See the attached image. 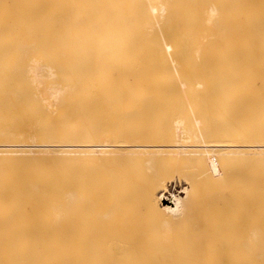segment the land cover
<instances>
[{"label": "bare ground", "instance_id": "6f19581e", "mask_svg": "<svg viewBox=\"0 0 264 264\" xmlns=\"http://www.w3.org/2000/svg\"><path fill=\"white\" fill-rule=\"evenodd\" d=\"M12 2L0 57L65 71L0 75V264H264V0ZM192 163L227 184L200 195L173 169ZM196 216L235 220L239 247Z\"/></svg>", "mask_w": 264, "mask_h": 264}, {"label": "rangeland", "instance_id": "374dc122", "mask_svg": "<svg viewBox=\"0 0 264 264\" xmlns=\"http://www.w3.org/2000/svg\"><path fill=\"white\" fill-rule=\"evenodd\" d=\"M2 1L6 2V0H2ZM7 1H8V3H10V5L13 3L12 0H7ZM62 8H63V7H62ZM64 9H68V8H67V7H66V8L64 7ZM22 10H23V9H22ZM18 12H19V11H18ZM67 13H68V11H67ZM17 57H19V58H15V57H4V58H3V57H0V60H1V58H3V61H4V62H7V64H6V63H2V64H1V61H0V64H1L2 66L5 64V66H3V70H4V68H6L7 66L9 67V70H8V68H6L5 72H2V71H1L2 69H0V71H1L0 75H1L2 73L5 74V77L8 78L9 82H10L11 80H15V79H18V80H19V79H20V80H21L23 83H25V84L29 83L30 78H31V75L28 74V73H31V72H28V69H27V68H30V67H31V70H33V68L35 67V65H36L37 62H40V64H41V67H40V64H38V67L41 68V69H43L45 72H48L49 70H53V69H55L54 71H56L57 73H59V72L61 73V71H62V73H63V71H65L63 68H62L63 70L58 69V68L63 67V66L65 65V63H64L65 60H64V59H60V60H63V61L60 62V60H58V59L55 60V59H52V58H51V60H50V59H49L50 57H48V59H47V57H45V58L42 57V59H43L42 62H43V63H41V60H42V59L39 58V57H37V58L35 57V59H34V58H31V57H25V56H17ZM38 58H39L40 60H39ZM10 59H11V60L13 59V61H11ZM17 59H18V60H17ZM20 59H21V60H20ZM28 59H29V60H28ZM32 59H33V60H32ZM8 60H10V61H8ZM23 60H24V62H23ZM34 60H36L37 62L35 61V63H34ZM48 60H49V61H48ZM53 60H55V61L58 60V61L54 63ZM3 61H2V62H3ZM15 61L17 62V64H18V62L20 61V63H19L20 65H19V64L17 65ZM51 61H52V62H51ZM183 61H184V60H183ZM243 61L247 62L246 60H240V61H237V62H241V63H242ZM262 61L264 62V60H262ZM262 61H260V60H258V61L254 60V63H260V62L262 63ZM14 62H15L16 65H15V64H12V66L15 65V67L12 68L11 63H14ZM29 62H31V63L33 62V63H32L33 66H32L31 63H29ZM62 62H63V64H62ZM66 62H69V61H66ZM78 62H79V61H78ZM89 62L94 63L95 61H89ZM197 62H199V61H197ZM203 62H204V63H205V62H207V63L210 62V63H211V62H215V61H212V60H211V61H210V60L207 61V60H205V61H203ZM219 62H220V61H219ZM248 62H253V61L251 60V61H248ZM9 63H10V64H9ZM21 63H22V64H21ZM25 63H26V64H25ZM52 63H53L54 65H53ZM57 63L62 64L63 66H62V65H59V66H58V65H56ZM24 64H25V65H24ZM29 64H30V66H29ZM46 64H48V69L46 68L47 70L44 69V68L42 67V65L45 66V67H47ZM1 65H0V66H1ZM6 65H7V66H6ZM16 66H17V67H16ZM18 66H20V67H19L20 69L17 70ZM22 66H23V67H22ZM27 66H29V67H27ZM57 66H58V68H57ZM25 67H27V68H25ZM0 68H2V67H0ZM10 68H11V70H10ZM21 68H22V70H21ZM23 68H24V69H23ZM14 69H16V71H15ZM26 69H27V73H26ZM31 70H30V71H31ZM19 71H20V72H19ZM22 71H23V72H22ZM258 71H259V70H258ZM7 72H8L10 75H9ZM11 72H12V74H11ZM259 72H260V71H259ZM3 74H2V77L4 78V75H3ZM261 74L263 75V73H261ZM261 74H260V77L262 76ZM6 75H7V76H6ZM2 77H0L1 80H3ZM243 77H244V80L247 78V77H245V76H243ZM243 77H242V78H243ZM260 77H258V76L255 77V78L253 77V81H252V83H251L252 86H254V89L256 88V90H260L259 87H261V88L264 89L263 83L261 82L262 79H259ZM240 78H241V77H240ZM5 79H6V78H5ZM259 80H260L261 83L259 82ZM245 82L247 83V80H245ZM215 84H218V83H215ZM244 84H245V83H244ZM255 84H257V86H256ZM261 84H262V86H261ZM214 86H215V85H214ZM242 86H243V85H242ZM247 86H248V85H247ZM250 87H251V85H250L248 88H250ZM257 87H258V88H257ZM244 88H245V89H248L247 87H244ZM251 88H252V87H251ZM263 91H264V90L261 89L259 93H261V92L263 93ZM259 93H258V95H259ZM262 93H261V94H262ZM258 95H257V96H258ZM257 96H256V95H255V96H252V95H251V97H257ZM261 96L264 97V93H263ZM261 96H258V97H261ZM0 142H1V141H0ZM5 143H6V142H5ZM0 144H1V145H0V146H1V147H0V150L2 149L1 151H6L7 149H9V148L11 147V144H10V143H8V144H10V145H7V143H6V145H5L4 142H1ZM2 144H4L6 147H5L4 145H2ZM31 144H32V143H31ZM9 146H10V147H9ZM27 146H28V147H27ZM19 148H20V149H19ZM29 148H30V149L32 148V147H29V143H28V144L26 143L24 146H21L20 144H17V147H16V149H18V150H22V151H28ZM33 149H36V148H33ZM17 164H18V163H17ZM0 165H1V162H0ZM12 165H13V164H12ZM14 165H16V164H14ZM140 165L142 166V167L139 166L141 169H146V168H144V166H143L142 164H140ZM134 166H136V165H133V167H131V168L134 169V168H135ZM193 166H194V167H193ZM197 166H198V167H197ZM200 166H201V165H199V164H197V163H192V164H190L189 166L186 167L187 169H185L184 167H178V168L175 167V168H173V169H174V171L176 170V173H181L180 171H182V172H183V171H188V173H191V174L193 173V174H192L193 176L199 178L198 181H197V183H198V189L200 188V190H199V192H198L200 195L205 194V193H208V192L211 190V187H212L214 184L212 183L213 181H211L210 179H212V180L214 179L215 182L218 180V182H220V184H219L218 186H221V187H222V186L224 187V186L227 184L226 180H227L228 177H226L225 174L228 173V172L230 173L231 171H228V172L224 173L225 176L223 175V173H222L221 171H220V172L222 173V175H221V173L218 171L217 174L220 173V174H218V175H220V177L222 176L221 178H220L219 176L217 177L216 172H214V173H215L214 176H216V177H217V178H216V177H214V176L212 175V171L207 170V172L205 173L206 170H205L204 166H201V167H200ZM115 167H118V166H115ZM139 167H137V168H139ZM160 167H161V166H160ZM160 167H159V168H160ZM163 167H164V168H163ZM202 167H203L204 169H201ZM140 168H139V169H134V170H136V171L138 170V171L140 172V171H141ZM159 168H158V169H159ZM195 168H196V169H195ZM100 169H101V168H100ZM103 169H104V168H102L101 170H98V169H95V170L93 169V170H94L95 172H97V173L103 171V173H102V172L100 173V175L102 176V174H104V171H105V174H106V168H105L104 170H103ZM160 169H165V166H162ZM178 169H179V170H178ZM183 169H184V170H183ZM200 169H201V170H200ZM116 170H118V169H117V168H112V171H115V173H114V172L112 173V172H110L111 169H110V170L108 169V170H107V173L110 172V174L112 173L113 175H116V174L118 173V175H120V176H121V174H123L121 171H119L121 174H120L118 171L116 172ZM128 170H132V169H128ZM136 171H134V172H136ZM194 171H195V172H194ZM198 171H199V172H198ZM127 172H130V171H127ZM139 172H138V173H139ZM208 172H211V173L209 174ZM224 172H225V171H224ZM138 173H133V171H132V172L129 173V176H131V174L134 175L135 177H131V178H132V180L135 179V180H137V181H140V180L143 181V179L147 178V177L145 176L144 172L141 171V173H140L141 175L138 174ZM203 173H204V175H202ZM239 173H240V172H239ZM239 173L236 174V175H242V176H243V174H244V173L242 174V172H241L240 174H239ZM136 174H138L137 177H136ZM142 174H143L144 176H142ZM197 174H198V175H197ZM139 175L141 176L140 179H139V177H140ZM199 175H200V176H199ZM206 175H207V176H206ZM208 175H209V176H208ZM227 175H228V174H227ZM201 176H202V177H201ZM204 176H205V177H204ZM211 176H212V177H211ZM223 176L226 178V180H225V178H224ZM200 177H201L202 179H201ZM208 178H209V179H208ZM218 178H219V179H218ZM204 179H205V180H204ZM206 179H208V180L206 181ZM216 179H217V180H216ZM195 180H196V178H195ZM222 180H223V181H222ZM200 181H201V182H200ZM202 181H203V182H202ZM199 182H200V184H199ZM208 182H209V185L207 186ZM215 182H214V183H215ZM228 182H229V181H228ZM204 183H205V185H204ZM211 183H212L213 185H212ZM224 183H225V185H224ZM201 184H202V185H201ZM210 184H211V186H210ZM215 184H216V183H215ZM204 186H205V187H204ZM209 186H210V188H209ZM207 188H208V189H207ZM209 189H210V190H209ZM167 198H169V199H171V200L173 199L171 196H170V197H167ZM201 217L203 218L204 216H200V218L196 216V217H195L196 219L193 217V219H194L193 222H195V220H196V223H194V225L196 224L197 226H196V225L193 226V224H192V219H191L190 223H191L192 226H190V227H193V228H194V231L196 230L195 232H196L197 234H198V233H199V234L201 233V232H199V231H202V230H201V229H202L201 227H203V229L206 228L204 234L206 235V230H208V232H207L208 236L206 235V236H207V239H205V240H206V242L208 241V239H209L210 241H212V242H209V241H208V242H209V245L211 244V248H212V249L217 250V249L220 248L219 250L222 251V248H223L224 250H227V249H228V250H230V249H231V250H235V248H238V247H239V243L243 240V239H242V237H243V236H242V235H243L242 232H244V230L240 227V225H238V223H237L235 220H229V219H228V220H227V219L224 220V219H222V218H221V219L218 218V219H219V220H218V219H215L216 217H209V216H208V217H205V219H202V220H201ZM208 218H211V220L209 219V221H212V222L214 223V225H212V224H213L212 222H210L212 226H210V223H209V222H208L209 225L207 224ZM212 218H213V219H212ZM199 219H200V220H199ZM214 219H215V220H214ZM217 220H218V221H217ZM222 220H223V221H222ZM199 221H200V222H199ZM203 221H205V222L203 223ZM216 221H217V222H216ZM140 222H141L142 224L145 223L144 220H140ZM140 222H139V223H140ZM143 222H144V223H143ZM146 222H147V220H146ZM150 222H153V221H149V220H148V223H150ZM233 222H234V224H233ZM141 223H140V224H141ZM154 223H155V222H154ZM197 223H198V224H197ZM202 223H203V224L206 223V225H204L205 227L203 226ZM219 223H220V224H219ZM228 223H229V224H228ZM199 224H201V225H199ZM215 224H216V225H215ZM198 225H199V227L201 228V229H199V230H198V228H199ZM207 225H208V226H207ZM222 225H223V226H222ZM214 226H216V227H214ZM190 227H189V224H188V228H190ZM219 227L222 228V229H220ZM188 228L186 227V229L184 230V232L187 231ZM193 228H191V229H193ZM196 228H197V229H196ZM212 228H213V229H212ZM226 228H227V229H226ZM240 228H241V229H240ZM209 229H210V230H209ZM237 229H238V230H237ZM239 229H240V231H239ZM217 230H218V231H217ZM191 231H192V233H193V230H191ZM262 231H264V229H263ZM189 232H190V231H188V233H189ZM195 232H194V233H195ZM209 232H210V233H209ZM190 233H191V232H190ZM212 233H214V235H216V236L211 235ZM219 233H220V234H219ZM221 233H222V234H221ZM201 234H203V231H202ZM201 234H200V235H201ZM227 234H228V235H227ZM205 235H203L204 238L206 237ZM209 235H211V236H209ZM201 236H202V235H201ZM222 236H223V237H222ZM210 237H212V238H210ZM191 238H192V237H191ZM204 238H201V237H200L201 240L203 239V241H205ZM213 238H214L216 241L213 240ZM217 238H218V239H217ZM227 238H228V239H227ZM198 240H199V239H198ZM201 240H200V241H201ZM214 241H215V242H214ZM217 241H218V242H217ZM224 241H225V242H224ZM235 241H236L237 243H236ZM239 241H240V242H239ZM206 242H205V243H206ZM222 242H223V243H222ZM203 243H204V242H203ZM213 243H214V245H212ZM215 243H216V244H215ZM230 243H231V244H230ZM235 244H236V245H235ZM202 245H203V244H202ZM204 245H205V244H204ZM214 246H215V248H214ZM218 246H219V247H218ZM223 246H227V247H223ZM236 246H237V247H236ZM221 247H222V248H221ZM228 247H229V248H228ZM228 250H227V251H228ZM218 256H219V255H218ZM221 258H222V259H220V258L218 259V257H217V259L214 261L213 264H225V263H226V261L224 260L225 256H223V257H221Z\"/></svg>", "mask_w": 264, "mask_h": 264}]
</instances>
